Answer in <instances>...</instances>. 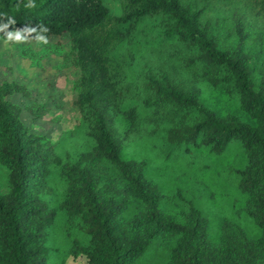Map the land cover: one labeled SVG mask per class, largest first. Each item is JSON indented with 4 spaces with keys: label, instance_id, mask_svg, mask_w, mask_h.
I'll list each match as a JSON object with an SVG mask.
<instances>
[{
    "label": "trees",
    "instance_id": "trees-1",
    "mask_svg": "<svg viewBox=\"0 0 264 264\" xmlns=\"http://www.w3.org/2000/svg\"><path fill=\"white\" fill-rule=\"evenodd\" d=\"M112 1L114 8L105 0H33L35 7L0 0L1 32L56 38L52 52L59 67L76 72L71 106L91 140L76 161L58 155L49 137L24 126L11 97H29L35 118L46 106L24 86L0 83V165L8 171L0 264H52L48 239L58 212L83 237L70 255L87 264H139L163 240L170 264H264V0ZM233 10L244 25L229 42L215 39L208 22ZM155 20L178 67L208 94L163 78L141 89L142 100L134 97L123 48ZM31 53L22 55L44 57ZM143 138L156 142L164 164L177 166L237 149L241 220L212 234L192 201L169 218L149 162L125 155Z\"/></svg>",
    "mask_w": 264,
    "mask_h": 264
},
{
    "label": "rangeland",
    "instance_id": "rangeland-1",
    "mask_svg": "<svg viewBox=\"0 0 264 264\" xmlns=\"http://www.w3.org/2000/svg\"><path fill=\"white\" fill-rule=\"evenodd\" d=\"M105 3L112 8L115 6L112 0H105ZM243 25L238 11L233 10L219 14L218 19L209 21L207 27L215 39L229 42L234 29ZM55 40L49 38L42 41L25 33L0 31V83L14 81L24 86L38 104L46 106L45 113L35 118L28 109L29 97L22 94L11 97L19 108L25 127L34 134L46 135L54 142L58 155L76 161L85 147L91 144V140L86 135V127L80 124L78 113L71 106L76 72L59 67V59L52 52L55 50ZM167 44L159 21L155 20L140 27L132 43L124 45L123 54L131 60L128 66L129 81L134 97L142 100L144 92L141 89L151 79L161 82L163 78L187 89L197 88L203 94H208L209 88L205 84L197 82L178 67L173 51ZM23 50L31 54H44V57L40 62L35 58L26 60L22 55ZM155 143L152 139H135L129 144L125 155L149 162L150 178L164 195L162 206L169 218L176 219L179 214L185 213L188 202L192 201L206 216L212 234L241 220L234 171L241 156L237 149L230 150L223 157L197 156L193 165L177 166L178 162L164 164V158L159 155L160 148L155 147ZM7 175V169L0 165V194L7 192ZM242 225L246 227L250 238L258 236L253 228L244 223ZM81 240L83 237L77 226L69 224L65 215L58 212L48 239L51 263L87 264L85 257L70 255L74 242ZM169 247L168 240L161 241L139 264H170L167 256Z\"/></svg>",
    "mask_w": 264,
    "mask_h": 264
},
{
    "label": "clouds",
    "instance_id": "clouds-1",
    "mask_svg": "<svg viewBox=\"0 0 264 264\" xmlns=\"http://www.w3.org/2000/svg\"><path fill=\"white\" fill-rule=\"evenodd\" d=\"M26 6L27 7H35V4H34L33 0H29V4ZM17 38H19V34H17Z\"/></svg>",
    "mask_w": 264,
    "mask_h": 264
}]
</instances>
